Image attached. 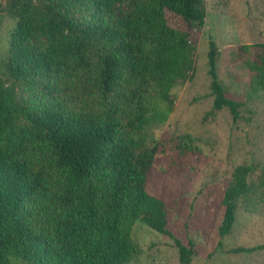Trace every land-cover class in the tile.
<instances>
[{
  "label": "trees",
  "instance_id": "obj_1",
  "mask_svg": "<svg viewBox=\"0 0 264 264\" xmlns=\"http://www.w3.org/2000/svg\"><path fill=\"white\" fill-rule=\"evenodd\" d=\"M5 3V12L16 24L5 60L9 83L0 78V264H127L140 253L131 235L136 221L173 238L180 263L189 264L192 241L185 245L174 237L164 201L147 191L155 148L134 151L128 133L151 120H163V112L144 94L151 82L159 97L170 102V89L194 69L189 34L168 25L165 12L200 26L203 1ZM62 7L82 10L83 21L71 20ZM37 33L47 39L46 45L31 41ZM260 46L264 49V43ZM207 56L213 109L228 107L235 122L241 103L228 98L219 81L213 40ZM258 69V82L264 85V54ZM62 72L77 76L83 89H98L109 105L105 118L65 110L59 99L65 89L41 82ZM124 74L132 82L123 94L128 126L115 118L119 110L110 99L105 102ZM16 84H36L56 101L31 109L17 99ZM251 170L240 165L233 172L222 200L221 237L231 231L241 200L253 211L261 199L248 180ZM51 194L56 195L55 217L44 230L41 220L51 212V204L41 198ZM240 250L245 249L233 252Z\"/></svg>",
  "mask_w": 264,
  "mask_h": 264
},
{
  "label": "rangeland",
  "instance_id": "obj_2",
  "mask_svg": "<svg viewBox=\"0 0 264 264\" xmlns=\"http://www.w3.org/2000/svg\"><path fill=\"white\" fill-rule=\"evenodd\" d=\"M5 1L0 3V78L7 84L5 60L16 19L5 12ZM202 1L205 18L200 26H190L180 16L165 12L168 25L189 34L194 69L170 89V102L159 97L155 83L148 85L144 94L163 112V120L129 129L128 139L134 151L155 148L147 191L164 201L167 226L174 237L185 245L192 241L194 253L189 264H264V85L258 82L264 54L260 46L264 43V0ZM62 9L71 20L83 21L85 17L80 9ZM210 40L217 46V73L226 96L241 103L235 122L228 107L213 109L207 56ZM31 41L47 44L39 33ZM41 82L65 89L59 99L67 112L106 117L109 105H104L98 89L81 88L78 77L70 72ZM131 85L124 74L105 99L118 108L115 118L123 126H128L129 115L123 94H128ZM15 91L17 99L31 109L56 101L36 84L31 88L16 84ZM23 120L19 115L18 121ZM240 165L252 167L248 180L261 199L253 211L246 210L247 203L241 200L231 231L221 237L223 196ZM49 200L51 212L41 220L44 230L55 217L56 195L41 198L45 203ZM131 235L140 253L127 264H182L173 238L141 221L134 223ZM239 247L245 250L233 252Z\"/></svg>",
  "mask_w": 264,
  "mask_h": 264
}]
</instances>
